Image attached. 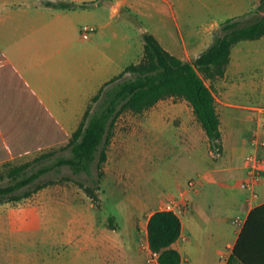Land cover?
I'll return each mask as SVG.
<instances>
[{
  "label": "crops",
  "instance_id": "1",
  "mask_svg": "<svg viewBox=\"0 0 264 264\" xmlns=\"http://www.w3.org/2000/svg\"><path fill=\"white\" fill-rule=\"evenodd\" d=\"M161 1L171 9L174 25L168 22L165 9L149 10L142 0H0V168L10 170L31 163L28 158L49 148L32 152L34 149L62 141L65 135L72 137L99 90L135 61L137 55L132 54L135 46L144 53V33L154 34L169 52L183 60L186 57L177 54L167 42L177 40L183 47L181 36L186 54L195 58L211 45L214 36L211 41L207 34L204 42L207 41L208 46L202 45L198 40L203 27L194 25L192 18L180 13L185 0ZM62 4L86 6L65 7ZM119 17L126 20L119 21ZM144 18L155 22L150 27L143 26ZM131 19L133 24L146 27L135 35L137 39L131 34ZM219 22L212 20L209 25ZM84 26L94 28L88 37L83 35ZM222 123L221 119L223 152L225 148V155H230L228 150L232 147L227 143L223 145L226 133ZM231 137L236 140L235 153L242 151L243 135L234 129ZM207 140L209 152L208 137ZM63 145L66 142L50 148ZM11 155L20 156L4 162ZM109 157L108 153V160ZM221 162L199 172L194 185H189L194 178H189L186 185L178 181L175 184L177 191L186 189L187 207L181 212L175 211L183 223L182 236L174 244L183 256L182 264H200L199 257L207 247H213L218 255L214 264H242L233 258L232 251L249 212L264 203V185L260 187L263 192L253 200L239 185L243 176L239 166ZM230 171H241L242 176L236 178L228 174ZM222 191L231 196L232 192L247 194L249 197L241 207L245 214L242 219L238 215V220L214 212L211 219L215 228L204 236L203 221L210 218L208 212ZM55 199V196L44 197L41 210L33 212L32 220L27 212H0L8 220L5 233L11 237L18 232L51 225L63 228L61 235L53 237L55 248L43 257L15 251L11 253L10 264H111L107 259L96 261L92 258L104 256L115 244L120 246L122 225L117 222L116 227L107 225L106 229L98 230L93 213L79 214L74 221H68L67 205ZM91 201L93 209L99 208ZM235 203L229 207H235ZM62 209L63 214L56 212ZM149 216L141 225L146 240ZM230 222L236 229L228 233L225 226ZM130 226L126 237L134 241L131 249L134 258L127 264H158L157 261L148 262L139 247L137 229ZM57 231L56 227L50 230L51 236ZM129 249L123 247L124 253Z\"/></svg>",
  "mask_w": 264,
  "mask_h": 264
},
{
  "label": "rangeland",
  "instance_id": "2",
  "mask_svg": "<svg viewBox=\"0 0 264 264\" xmlns=\"http://www.w3.org/2000/svg\"><path fill=\"white\" fill-rule=\"evenodd\" d=\"M142 1L149 10H154L155 7L165 9L168 22L174 25L171 9L163 1ZM259 2L260 0H225L224 5L223 0H185L180 13L183 17L192 18L194 25L203 27V33L198 41L202 42V45H207V41L204 42L207 34L212 41L214 32L220 24L232 17L244 16L253 12ZM118 19L119 21L126 20L121 17ZM142 20L143 26L149 27L155 22L148 18ZM212 20L220 22L218 25L216 23L209 25ZM132 22L131 19L130 30L136 38L135 35L146 27ZM205 25L208 26L205 27ZM179 37L183 47L177 40L175 42L170 40L167 45L171 44L177 54L186 57L185 60H194L193 55H191L193 57H188L189 55L186 54L183 40L181 36ZM132 54L137 55L132 63H138L144 53L136 45ZM204 78L216 97L217 107L223 120L222 127L226 133L223 145L225 147L227 143L229 147H232L228 150L230 155H225V148L222 155L215 156L211 151L208 152L207 135L191 104L182 98L169 97L148 110L140 113L124 112L118 118L115 124V135L108 150L110 157L105 164L106 175L102 180L101 189L95 190L97 201L93 202L99 208H92L91 199L77 184L78 181L86 186H93L97 174L96 166L92 167L91 176L85 172L74 174L69 166H62L45 174L41 179V181L54 180L56 181L54 184L41 189L29 198L1 203L0 212H27L31 214L30 219L32 220L33 212L41 210L43 198L55 196L57 197L55 201L67 205L68 221H74L79 214L93 213L98 230L106 229L107 225L116 227L119 222L122 225L120 246L115 244L114 248L105 251L104 256H93L92 260L107 259L111 264H127L134 258L131 250L134 241L127 240L126 237L128 230L131 229L130 225L137 229L141 249V242L146 240L145 233L141 232V225L145 224L146 218L151 213L160 209H168L170 205H179L181 210L187 207L186 189L177 191L175 185L177 181L186 185L189 178H194L189 182V185H194L199 172L205 171L215 162L222 161L221 163L227 165L239 166L242 170L243 176L241 171L228 172L236 178L242 176L239 183L242 189L247 173L248 156L259 152L264 166V117L258 111L264 108V37L238 43L232 50L231 60L225 74L216 77L204 75ZM234 129L243 135L244 140L243 150L238 153L234 151L236 140L231 137ZM190 136L193 138L191 139ZM70 156V148L63 145L46 149L45 152L28 159L35 171L42 166L54 165L62 157ZM8 172V167L0 168V185L8 184V178H6ZM263 177L264 172L261 176V184L259 183L261 186L256 188L258 195L263 192L260 188L264 185ZM67 178L72 180H67ZM232 195L224 194L223 191L217 195V203L208 212L210 218L203 221L204 236L210 234L209 232L215 228L211 219L214 212H220L230 218L239 215L242 219L245 213L242 212L241 207L249 196L237 192H232ZM234 201L237 202L236 206L230 208L229 206ZM56 212L63 214L64 210ZM239 218L237 217L238 220ZM54 227L58 228V231L51 236L50 230ZM54 227L51 225L47 228L18 232L11 237L5 233L8 229V220L0 215V264H10L11 253L15 251L33 253L43 257L50 249L55 248L53 237L63 232L62 227ZM225 228L228 233L236 229L231 222L226 224ZM209 236L211 239V235ZM12 239L18 243H14ZM125 246L130 249L124 253L123 247ZM71 249L74 250V248ZM201 255L200 264H214L218 260L213 247H207Z\"/></svg>",
  "mask_w": 264,
  "mask_h": 264
},
{
  "label": "trees",
  "instance_id": "3",
  "mask_svg": "<svg viewBox=\"0 0 264 264\" xmlns=\"http://www.w3.org/2000/svg\"><path fill=\"white\" fill-rule=\"evenodd\" d=\"M263 37L264 0H260L253 12L223 22L214 32L211 45L191 61L183 60L169 52L154 34L144 33V54L141 61L126 66L99 90L72 137L65 135L62 141L32 151L38 152L66 142L71 156L62 157L54 165L42 166L35 171L31 163L10 169L6 175L8 184L0 185V204L28 198L54 184V180L41 179L58 167L69 166L74 174L85 172L91 176L94 165L97 174L93 186H86L78 181L77 184L96 202L95 190L101 189L102 180L106 175L105 164L118 118L124 112L140 113L148 110L169 97L182 98L191 104L209 139L210 150L215 156L222 154L221 116L216 97L204 75L223 76L236 44ZM18 156L20 155H11L4 162L7 163ZM26 188L28 189L25 190ZM182 230V219L172 210H156L149 216L148 243L150 249L159 254L158 264H182L183 256L174 247L175 242L182 236ZM232 256L242 264H264V203L249 212L234 245Z\"/></svg>",
  "mask_w": 264,
  "mask_h": 264
},
{
  "label": "built area",
  "instance_id": "4",
  "mask_svg": "<svg viewBox=\"0 0 264 264\" xmlns=\"http://www.w3.org/2000/svg\"><path fill=\"white\" fill-rule=\"evenodd\" d=\"M94 30L93 27L90 26H84L83 27V34L85 37H88L90 32ZM258 111L263 114L264 117V108L258 109ZM256 141H258L256 139ZM259 147L260 144L258 143ZM264 172V166H263V160L262 156L259 152L253 153L252 155L248 156L247 158V173L246 178L244 179L242 183V189L248 193L253 200H255L258 197V193L256 191V188L259 186V183L261 181V176ZM168 210L172 211H178L181 212L179 205H170L168 207ZM141 251L146 255V258L148 262H156L158 259L159 254L153 252L150 249L148 240H144L140 244Z\"/></svg>",
  "mask_w": 264,
  "mask_h": 264
}]
</instances>
